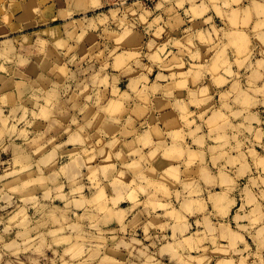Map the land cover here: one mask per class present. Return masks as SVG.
Segmentation results:
<instances>
[{
    "label": "clouds",
    "instance_id": "obj_1",
    "mask_svg": "<svg viewBox=\"0 0 264 264\" xmlns=\"http://www.w3.org/2000/svg\"><path fill=\"white\" fill-rule=\"evenodd\" d=\"M0 264H264V0H0Z\"/></svg>",
    "mask_w": 264,
    "mask_h": 264
},
{
    "label": "rangeland",
    "instance_id": "obj_2",
    "mask_svg": "<svg viewBox=\"0 0 264 264\" xmlns=\"http://www.w3.org/2000/svg\"><path fill=\"white\" fill-rule=\"evenodd\" d=\"M21 16L23 15V14H20Z\"/></svg>",
    "mask_w": 264,
    "mask_h": 264
}]
</instances>
